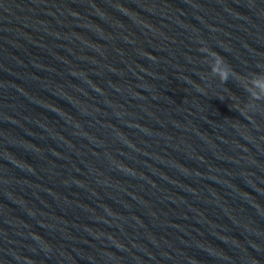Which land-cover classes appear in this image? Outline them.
<instances>
[{"label":"water","instance_id":"water-1","mask_svg":"<svg viewBox=\"0 0 264 264\" xmlns=\"http://www.w3.org/2000/svg\"><path fill=\"white\" fill-rule=\"evenodd\" d=\"M261 81L264 0H0V264H264Z\"/></svg>","mask_w":264,"mask_h":264},{"label":"clouds","instance_id":"clouds-1","mask_svg":"<svg viewBox=\"0 0 264 264\" xmlns=\"http://www.w3.org/2000/svg\"><path fill=\"white\" fill-rule=\"evenodd\" d=\"M218 55V54H217ZM223 58H221V62H222ZM215 70V69H214ZM220 78L222 81L226 82L228 80V72L227 71H224L223 73H220ZM256 87L260 88L262 91H264V81H261V82H257L256 83ZM254 99L256 100H261V99H264V97H261L259 94H257ZM250 109H254L253 108H250ZM243 111V110H242Z\"/></svg>","mask_w":264,"mask_h":264}]
</instances>
